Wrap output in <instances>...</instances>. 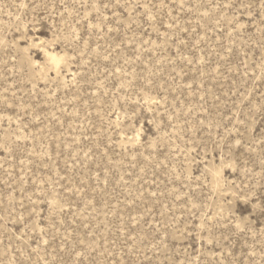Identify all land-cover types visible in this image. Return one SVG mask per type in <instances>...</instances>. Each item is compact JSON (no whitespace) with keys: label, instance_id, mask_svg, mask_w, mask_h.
<instances>
[{"label":"rangeland","instance_id":"374dc122","mask_svg":"<svg viewBox=\"0 0 264 264\" xmlns=\"http://www.w3.org/2000/svg\"><path fill=\"white\" fill-rule=\"evenodd\" d=\"M0 264H264V0H0Z\"/></svg>","mask_w":264,"mask_h":264},{"label":"bare ground","instance_id":"6f19581e","mask_svg":"<svg viewBox=\"0 0 264 264\" xmlns=\"http://www.w3.org/2000/svg\"><path fill=\"white\" fill-rule=\"evenodd\" d=\"M46 57L49 59L50 62H52L54 65H57L60 63L61 59L53 54V53H46Z\"/></svg>","mask_w":264,"mask_h":264}]
</instances>
